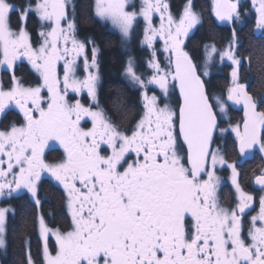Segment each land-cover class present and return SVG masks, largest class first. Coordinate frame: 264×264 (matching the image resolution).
<instances>
[{"label": "snow or ice", "instance_id": "obj_1", "mask_svg": "<svg viewBox=\"0 0 264 264\" xmlns=\"http://www.w3.org/2000/svg\"><path fill=\"white\" fill-rule=\"evenodd\" d=\"M70 3L25 0L18 6L0 0V66L12 72L9 87L0 84V117L16 109L24 120L0 130V197L5 190L8 196L23 190L39 208L38 182L46 173L62 187L71 217L66 231L51 229L42 215L37 217L42 264H264V196L245 239L242 217L253 197L239 185L236 164L228 162L219 147L212 148L215 133L227 131L219 127L216 115L217 108L226 114V106L220 97L211 102L199 68L183 47L185 38L202 23L193 0H186L178 19L167 0H142L139 12L127 10L129 0H94L95 16L119 31L122 44L130 39L139 17L146 24L141 43L152 49L148 67L153 72L145 79L131 57L124 69L130 85L142 90L144 109L130 135L100 105V77L92 72L99 66V49L91 39V62L84 58L88 74L84 79L76 76L77 58L84 54L85 44L76 37L75 5L72 19L66 11ZM251 5L256 13L254 35L264 39V0H251ZM212 10L217 20L229 24L241 23L248 14L239 0H214ZM13 12L20 21L15 30L10 23ZM32 15L42 25L38 48L30 43L27 31ZM155 15L159 28L153 25ZM62 21H67L66 27ZM157 37L163 41L168 70L158 62L153 46ZM241 43L233 28L225 49L205 44L204 75L209 74L207 63L214 54L219 53L221 62H231L227 99L243 106L242 123L231 126V132L240 155L250 157L257 147L264 154V110H259L264 97L254 98L240 82ZM23 60L42 83L25 86L15 75L17 61ZM61 62L62 81L57 71ZM170 82L179 90L176 107L167 103ZM149 85L157 86L165 101L156 94L149 96ZM85 90L95 108L69 95L79 96ZM50 142L63 150L55 163L45 160ZM218 164L231 169L239 200L231 209L218 200ZM256 183L264 191V175L256 176ZM8 211L0 208V248L6 247ZM51 238L55 254L50 250ZM25 250L24 264H37L27 239Z\"/></svg>", "mask_w": 264, "mask_h": 264}, {"label": "trees", "instance_id": "obj_2", "mask_svg": "<svg viewBox=\"0 0 264 264\" xmlns=\"http://www.w3.org/2000/svg\"><path fill=\"white\" fill-rule=\"evenodd\" d=\"M244 5H249V0H243ZM170 6V11L177 18L179 17L186 0H167ZM194 10L202 17V23L198 25L192 35H190L185 43L186 52L189 54L193 62L199 68L205 90L210 97H213L212 103L215 104V97H220L223 101L226 94V89L230 87L232 64L221 62L218 54L214 55V60L207 63L208 75H204L205 68V44H215L217 49L223 50L232 37L233 28H235L240 36L241 46L239 55L244 59L243 67L240 70V82L246 85L249 93L254 98L259 99L264 97V39H260L254 35L255 31L253 24V14L249 11L242 19L241 23L229 24L219 23L213 13V4L211 0H193ZM81 21L85 25L92 27L97 26L94 20H89L88 4L83 2L81 7ZM243 9H241L242 11ZM138 23V22H137ZM92 29V28H91ZM137 30L139 26L136 24L135 31L132 35V40L135 43L131 46L134 51L140 53L138 48L137 38H139ZM98 32V31H97ZM98 42L102 44V71L105 76L106 92L104 93V101L107 106L114 111L115 117L127 120L133 114L134 96L125 91L122 84L117 80V73L122 65V56L120 46L114 41L105 36L101 37L98 32ZM118 37V33H117ZM124 49V48H123ZM122 49V50H123ZM140 58V57H139ZM250 60V63H249ZM176 89L173 87L171 95L176 97ZM114 105L119 106L118 109ZM259 110H264V104H261ZM231 123L237 124L241 112L237 109L227 107ZM217 114V113H216ZM218 116V115H217ZM219 127L222 128V123L219 120ZM218 136H215L216 146ZM222 154L226 158H236L235 140L231 136H226L221 144ZM39 198L41 206L38 208L35 201L26 193L15 194L10 198H5L0 202L11 210L6 216V247L0 251V264H24L25 261V240L30 242L31 255L37 261V264H42V241L38 232L37 217L42 215L51 229L59 228L66 231L71 224L66 207V197L58 185L49 177L41 178L38 182ZM55 243L50 239V247L52 251L55 249Z\"/></svg>", "mask_w": 264, "mask_h": 264}, {"label": "flooded vegetation", "instance_id": "obj_3", "mask_svg": "<svg viewBox=\"0 0 264 264\" xmlns=\"http://www.w3.org/2000/svg\"><path fill=\"white\" fill-rule=\"evenodd\" d=\"M88 4V10H89V20L91 24V20H94L97 23V26L92 25V27H89L84 24L83 21H81V14L82 10L81 7L83 6V2ZM9 2L17 4L18 6H22L25 3V0H9ZM142 0H134L133 7H127L128 10L136 9L139 11L140 5ZM72 5H75V20L78 26L76 37L79 41L83 42L85 44V52L84 54L80 55L77 58V72L76 76L80 79H84L87 76V72L84 68V58L85 55L87 56L89 62H91L92 58V47L93 45L91 43H88V41L91 39L95 42L96 46L99 49L98 52V69L93 68L92 72L96 73L98 72L100 80L98 83V99L100 102L101 107H103L108 116L112 119V121L117 124L121 130H125L128 132V134H131V130L135 127L136 122L141 118V115L143 114V104H142V96H141V89L138 87L133 88L130 83L125 79L124 77V69L127 65L129 57H131L134 61L135 70L138 74L143 75L145 79H147L151 74L149 72L148 67V61H149V53L145 46L141 44V40L137 38L138 47L141 46V48H138V51L140 53H137L134 51V48L131 46L135 43L134 40H132V36L127 41L126 45L122 44V40L120 38L119 32L114 29L110 23H105L101 21L98 17L95 16L94 13V0H71V3L69 4L68 8L66 9L69 19H72L73 15V8ZM170 9V6H169ZM11 27L15 30L19 27L20 21L18 18V14L16 12L11 13V19H10ZM142 21H138L136 23L141 26ZM62 25L66 27L67 21H62ZM92 28V29H91ZM42 30V25L38 21V19L32 15L29 16L27 20V31L29 33L30 37V43L34 48H38L40 44L42 43V38L39 35V32ZM43 30H48L46 27L43 28ZM100 32V36L110 38V40L114 41L113 37L115 36V43L116 45L120 46V51L123 54L122 58V65L120 66V69L117 73V80L120 84L123 85L126 92L132 94L134 96V102H133V114L130 115V117L127 120L119 119V117H115L114 111L110 108V106H107V103L104 101V93L106 92V83H105V76L102 71V44L98 42V32ZM118 33V37H117ZM190 36V35H189ZM190 37H187V39ZM132 44V45H131ZM71 45H69L70 47ZM124 48V49H123ZM123 49V50H122ZM140 57V58H139ZM59 72L63 71V64L62 62L58 64ZM15 75L21 79L22 83L25 86H33L35 87L37 84L42 83L39 76L32 70L31 66L26 60L23 61H17L15 68ZM174 71V68H173ZM11 76L12 72L7 70L6 67L0 66V84H3L5 88L9 87L11 83ZM29 85L27 82H29ZM176 92L177 88L175 87ZM157 95V90L153 88V85H149L147 89V94L149 96L153 94ZM42 95L45 97V92L42 91ZM70 96H75L76 99L80 100L82 104L85 106L91 105L93 108H95V105L92 104V101L90 100L87 91L85 90L81 95L76 96L72 93L69 94ZM46 98V97H45ZM160 101H165V99L160 97ZM228 104L227 107L232 108V105L230 104V101L227 99ZM167 103H169L170 106L176 107L180 103L179 94L177 92L176 97L170 94L169 99H167ZM46 107V104L44 105ZM163 106V103L160 105ZM236 110V109H234ZM241 112V117L238 122L242 123L243 120V113L240 109H237ZM217 115V114H216ZM229 115V112H228ZM217 122L220 120L219 116H217ZM229 121H231V118L229 117ZM12 123H16L18 126L24 123L22 114L19 113L18 110L12 109L8 110L5 115L0 117V130H6L10 127ZM83 123V122H82ZM219 124V123H218ZM90 126V122L88 124ZM218 131L216 132V134ZM218 135V134H217ZM216 136V135H215ZM235 144V153L238 155L236 158H226L228 162L235 163L237 166V181L239 185L241 186L242 190L251 195L253 197V201L251 203V206L245 210V213L243 215V222H244V229H243V236L245 239H248V227L251 224V217L254 215H258L260 210V199L262 196H264V191L261 190V186L256 183V176L258 175H264V154L259 152V149L257 148L254 150V155L250 157H242L237 152V143L236 139ZM217 147H219L220 151L222 152V145H214L213 144V150H215ZM222 154V153H221ZM63 155V150L60 148V146L55 142H50V147L45 149V160L48 163H55L58 162L59 159ZM133 158H135L133 154ZM216 175L219 177V185L217 189V196L219 203L222 207L231 209L236 206V204L239 202L238 200V194L235 191V187L232 184L231 180V169H229L226 165L221 166L217 165L215 169ZM48 177L46 173H44V176L42 178ZM50 178V177H49ZM205 179L207 177H204ZM62 189V187H61ZM63 191V189H62ZM64 193V192H63ZM257 224H259V221H257ZM250 242V240H249Z\"/></svg>", "mask_w": 264, "mask_h": 264}, {"label": "rangeland", "instance_id": "obj_4", "mask_svg": "<svg viewBox=\"0 0 264 264\" xmlns=\"http://www.w3.org/2000/svg\"><path fill=\"white\" fill-rule=\"evenodd\" d=\"M212 1V4H213V2H214V0H211ZM133 2H134V0H129V3H128V6L127 7H133ZM234 2H235V0H234ZM239 3L241 4V5H244L243 3H244V1L243 0H239ZM248 7V9H249V11L253 14V24H254V31H255V33H256V27H255V24H256V13H255V10L252 8V5H251V0H249V5L247 6ZM128 10V9H127ZM140 10V9H139ZM244 10V9H243ZM242 10V11H243ZM128 11H136V12H139V11H137L136 9H131V10H128ZM181 14V13H180ZM180 16V15H179ZM179 18V17H178ZM177 18V19H178ZM138 21H142V23H141V26L139 27V29L140 30H137V33H138V36H139V39L141 40V42L143 41V39H144V29H145V27H146V24H145V22H144V20H143V18L142 17H139L138 18V20H137V22ZM136 22V23H137ZM159 23H160V20H159V16L158 15H155L154 16V18H153V25H154V27H156V28H159ZM139 26V25H138ZM198 27V26H197ZM196 27V28H197ZM135 28H136V24L134 25V28H133V31H132V33H131V36L133 35V33H134V31H135ZM195 28V29H196ZM195 29L194 30H192V32H190V34L189 35H192L193 34V32L195 31ZM118 31V30H117ZM119 32V31H118ZM119 35H120V33H119ZM189 37V36H188ZM120 38H121V35H120ZM121 40H122V38H121ZM186 41H187V38H185V43H186ZM142 44V43H141ZM143 46H145L146 48H147V50H148V53H149V60L150 59H152V49H149L148 47H147V45L146 44H144ZM153 46H154V48H155V50H156V53H157V59H158V62L161 64V67H162V69H164V70H168L169 69V65H168V61H167V59H166V57H167V53H165L164 51H163V41L162 40H160L159 39V37H157L156 38V40L154 41V44H153ZM184 50L185 51H187L186 50V48H185V44H184ZM227 47V46H226ZM225 47V48H226ZM224 48V49H225ZM218 55H219V53H217ZM215 55V54H214ZM228 62L229 64H231V62L230 61H228L227 59H225L223 62ZM210 62H212V61H210ZM210 62H208V63H210ZM149 69V72H151L150 74H152V72H153V69H151V68H148ZM171 70H173V69H171ZM57 71H58V75L60 76V78H61V81H62V79H63V71L62 72H59V70L57 69ZM230 79L232 80V78H231V76H230ZM30 81L31 80H29V82H27V84L29 85V83H30ZM230 83H231V85H230V87L232 86V82L230 81ZM169 87H170V93H169V96L167 97V99H169V97H170V94H171V91L173 90V84L170 82V85H169ZM153 88L155 89V90H157V95L159 96V98L161 97H163L164 99H165V97L163 96V93H161V91H160V89L157 87V86H155V85H153ZM229 88V87H228ZM228 88L226 89V94H225V98H224V103H225V106H226V114L225 113H221L220 111H219V109L217 108L216 109V113H217V115L219 116V119H220V121H221V123H222V128L223 129H227V131L225 132V133H223V135L220 133V131L218 130V140H217V142H218V144H221L222 142H223V140H224V138L226 137V136H231L232 138H235V135H234V133H232L231 132V126H234L235 124H233V123H231L230 121H229V116H228V111H227V104H228V101H227V92H228ZM44 92H45V97L47 98V90L46 89H44L43 90ZM69 94H71V92L69 93ZM73 95H76V94H74V93H72ZM155 94V93H154ZM45 98V99H46ZM214 101H215V103H216V100L214 99ZM42 176H44V174H42ZM42 178V177H41ZM23 192H26V191H21L20 193H13L11 196H13V195H15V194H22ZM27 193V192H26ZM30 197H31V195L29 194V193H27ZM11 196H8L7 195V190H5V195L4 196H2V197H0V202L3 200V199H5V198H10ZM0 208H7V209H9V211L8 212H10V208L8 207V206H6V205H4V204H2V205H0ZM68 209V208H67ZM8 212L6 213V216H7V214H8ZM68 213H69V210H68ZM70 216V215H69ZM71 225V224H70ZM53 241H54V243H55V239L54 238H51ZM55 246V245H54ZM42 248H43V242H42ZM50 249H51V247H50ZM55 249V248H54ZM4 250V248H0V251L2 252ZM51 252H52V254H55V250L54 251H52L51 250ZM3 253V252H2ZM42 259H43V257H42Z\"/></svg>", "mask_w": 264, "mask_h": 264}, {"label": "water", "instance_id": "obj_5", "mask_svg": "<svg viewBox=\"0 0 264 264\" xmlns=\"http://www.w3.org/2000/svg\"><path fill=\"white\" fill-rule=\"evenodd\" d=\"M219 21V20H218ZM220 23H221V21H219ZM222 23H226V22H222ZM247 91H248V89H246ZM177 92H178V94H179V90H178V88H177ZM249 92V91H248ZM179 98H180V96H179ZM230 104L232 105V107L234 108V109H240L241 111H242V113H243V106L242 105H235V104H233V102L232 101H230ZM212 147H213V145H212ZM258 148V147H257ZM256 148V149H257ZM255 149V150H256ZM237 152L240 154V152H239V147H238V145H237ZM244 157H248V156H244Z\"/></svg>", "mask_w": 264, "mask_h": 264}]
</instances>
